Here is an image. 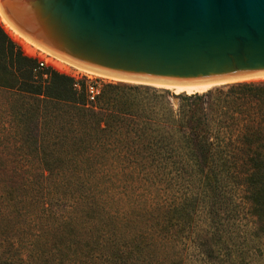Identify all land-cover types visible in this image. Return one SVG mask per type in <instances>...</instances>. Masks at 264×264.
Wrapping results in <instances>:
<instances>
[{
	"label": "trees",
	"instance_id": "trees-1",
	"mask_svg": "<svg viewBox=\"0 0 264 264\" xmlns=\"http://www.w3.org/2000/svg\"><path fill=\"white\" fill-rule=\"evenodd\" d=\"M223 84L60 74L0 25V140L31 161L0 165V264H182L196 217L216 233L225 185L264 235V80Z\"/></svg>",
	"mask_w": 264,
	"mask_h": 264
},
{
	"label": "water",
	"instance_id": "water-1",
	"mask_svg": "<svg viewBox=\"0 0 264 264\" xmlns=\"http://www.w3.org/2000/svg\"><path fill=\"white\" fill-rule=\"evenodd\" d=\"M46 52L163 88L264 79V0H1Z\"/></svg>",
	"mask_w": 264,
	"mask_h": 264
},
{
	"label": "rangeland",
	"instance_id": "rangeland-1",
	"mask_svg": "<svg viewBox=\"0 0 264 264\" xmlns=\"http://www.w3.org/2000/svg\"><path fill=\"white\" fill-rule=\"evenodd\" d=\"M0 25L11 40L20 46L24 55L38 59L42 57L41 54H38L41 49L15 36L5 27L1 20ZM48 66H51L57 73L74 76L76 78L85 77L92 82L116 80L86 72L57 58L55 64L48 62ZM225 84H228V82ZM218 86L221 85L219 84ZM212 87L214 88V86ZM4 98V93H0V134L5 130V125L8 120L5 105L3 104L6 100ZM3 137L5 136L3 135ZM15 149V144L13 146L6 145L0 140L1 166L11 167L16 166V164L31 163L30 160H16V152H13ZM237 181H239L238 178L235 179V182ZM178 189L183 192L186 190L185 187ZM221 190H224V198L219 206L221 213L218 216L219 224L215 225L217 229L216 233L211 236L201 235V239L198 233L201 230L210 231L211 229L204 223L203 217H196L197 219L193 222V224L195 223V229H193L192 233L188 234L190 241H182L179 244L182 264H264V235L259 236L257 234L254 219L249 215L239 186L225 185ZM183 231L186 230L184 229ZM197 243H200L199 247L196 246Z\"/></svg>",
	"mask_w": 264,
	"mask_h": 264
},
{
	"label": "bare ground",
	"instance_id": "bare-ground-1",
	"mask_svg": "<svg viewBox=\"0 0 264 264\" xmlns=\"http://www.w3.org/2000/svg\"><path fill=\"white\" fill-rule=\"evenodd\" d=\"M0 1H1V0H0ZM0 20L4 23L5 27L8 28V29H9V30H10L15 36L20 37V38H22L24 41H26V42L32 44L33 46H35V47L41 49L44 53L46 52L43 48H41L37 43H35L32 39H30L27 35H25L23 32H21L18 28H16V26H14V25L9 21L8 17L5 15V13H4V11H3L2 7H1V4H0ZM41 50H40V51H41ZM42 51H41V52H42ZM47 53H48V52H46L45 54H47ZM47 55L51 56V55H53V54L49 53V54H47ZM53 56H54V57H53ZM53 56H51V57H53V58L56 57V58L59 59L60 61L67 62V63H69V64H71V65H73V66H76V67H78V68H80V69L86 71V72H89V73H92V74H95V75H99V76H103V75H100V74H98V73H96V72H93V71H91V70H88V69H86V68H84V67H81V66H79V65H77V64H74V63H72V62H69V61H67V60H65V59H62V58H60V57H58V56H55V55H53ZM56 58H55V59H56ZM103 77H105V76H103ZM107 78H109V77H107ZM111 79H114V78H111ZM116 80H120V79H116ZM240 80H242V79H240ZM122 81H125V80H122ZM236 81H238V80H236ZM129 82H130V81H129ZM231 82H232V81H231ZM233 82H234V81H233ZM211 87H212V86H211ZM211 87H207V88H167V89H170V90H172V91L175 92V93H177V92L193 93V92H202V91H205V90L210 89Z\"/></svg>",
	"mask_w": 264,
	"mask_h": 264
},
{
	"label": "built area",
	"instance_id": "built-area-1",
	"mask_svg": "<svg viewBox=\"0 0 264 264\" xmlns=\"http://www.w3.org/2000/svg\"><path fill=\"white\" fill-rule=\"evenodd\" d=\"M38 54L42 55V57L39 59V65L40 66L48 65V62L54 63V64L56 63V59L55 58H53V57H51V56H49V55H47L45 53L42 54L41 51H39Z\"/></svg>",
	"mask_w": 264,
	"mask_h": 264
}]
</instances>
